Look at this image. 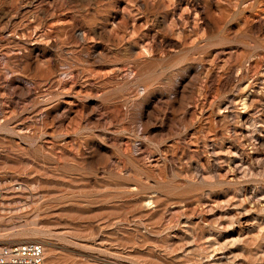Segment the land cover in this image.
Wrapping results in <instances>:
<instances>
[{
  "label": "rangeland",
  "instance_id": "1",
  "mask_svg": "<svg viewBox=\"0 0 264 264\" xmlns=\"http://www.w3.org/2000/svg\"><path fill=\"white\" fill-rule=\"evenodd\" d=\"M45 264H264V0H0V244Z\"/></svg>",
  "mask_w": 264,
  "mask_h": 264
},
{
  "label": "built area",
  "instance_id": "2",
  "mask_svg": "<svg viewBox=\"0 0 264 264\" xmlns=\"http://www.w3.org/2000/svg\"><path fill=\"white\" fill-rule=\"evenodd\" d=\"M0 264H45V248L34 240L0 244Z\"/></svg>",
  "mask_w": 264,
  "mask_h": 264
}]
</instances>
